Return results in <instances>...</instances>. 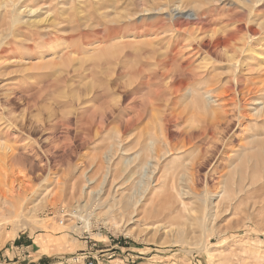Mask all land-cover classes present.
Listing matches in <instances>:
<instances>
[{
    "label": "rangeland",
    "instance_id": "obj_1",
    "mask_svg": "<svg viewBox=\"0 0 264 264\" xmlns=\"http://www.w3.org/2000/svg\"><path fill=\"white\" fill-rule=\"evenodd\" d=\"M166 1L173 8L181 4L186 10L198 5L189 4L191 0H0V144L17 150L18 155L26 159V166L18 172L26 173L33 167L38 174L39 167H45L47 159L51 160L48 181L29 183L30 190L22 197L25 199L21 205L23 209H28L24 210L27 221L23 220L20 228L12 221L0 223V264H83L74 260L85 256L100 261L104 259L103 264H264V163L256 172L263 182L251 187V191L241 195V198L223 202L216 220L215 215L209 217L208 224H212V230L205 237H202L204 230L194 223L193 218L188 223L192 230L189 228L184 237L175 231L177 225L185 221L187 212L182 215L173 209L159 215V211L166 206L167 198L148 199L136 219L128 224L123 206L116 203L112 196L108 198V193L99 195L104 190L112 191L115 186L112 182L105 187L100 176L106 172L105 158L117 141L118 119L109 116L103 123L101 133L90 137L84 125L78 122V117L91 119L112 107L116 110L119 91L101 98L94 95L95 91L104 93L107 80L116 75L117 64L112 63H117L116 59L112 62L108 60L117 57L127 42L138 44L151 39L134 37L130 33L122 39V32H115L109 38L107 32L110 28H118L122 20L120 16H124L125 12L134 17L138 15V23L165 20L163 16L145 17L142 21L140 18L148 14L143 11ZM241 1L211 0L205 6H194V10L203 13L208 8L203 22L211 30L225 33L237 30V26H251L257 35L252 46L246 52L239 53L236 61L241 62L239 78L242 88L254 89L264 85V5L249 15L250 4L258 0H247L243 3L244 7L239 5ZM30 11L32 14L28 13ZM163 24L169 30L170 24L167 21ZM165 36L172 38L173 43L162 46L161 52H168L171 57L174 54L172 45L178 43V48L185 45L184 55L175 64L189 72L201 69L200 73H206V82H219L214 95L219 93L233 72L226 57L208 54L204 49L190 50L194 41L187 34L168 32ZM100 63L104 64L103 68L98 67ZM72 68L80 71L74 73ZM232 97L226 98V101ZM28 105L29 109L25 110ZM246 111L251 113L249 109ZM69 115L73 119L68 124L66 117ZM243 127L260 130L264 138V120L248 121ZM241 131L235 129L231 133L235 141H227V147L217 142L218 147H223L219 152L220 160L216 162L220 172L210 187H215L218 181L229 180L232 168L239 163L229 157L234 155L233 146H236V150L240 149L238 140L243 139ZM36 142H40V145ZM209 143V140H205L201 145L208 147ZM248 152L254 158L251 165L254 166L257 159L264 162V155L259 153L260 148L256 145ZM36 154L42 158L35 160L37 157L32 155ZM193 155L190 153L184 160ZM115 163L114 172L118 177L115 183L120 181L118 185L129 186L130 182L125 181L130 174V169L126 170L128 165H124L120 159ZM205 172L206 169L201 171ZM82 173L88 176L95 173L99 178L87 190L93 191L92 194L69 198L66 193L69 192L70 181ZM122 173H126L125 177ZM203 189L204 186L198 187L200 193ZM104 198H107L106 204H102ZM188 202L198 210L200 201L197 198ZM62 209L67 210L69 216H64ZM84 218H88L89 223ZM61 220L64 221L63 225L60 224ZM146 223L149 224L148 229Z\"/></svg>",
    "mask_w": 264,
    "mask_h": 264
},
{
    "label": "bare ground",
    "instance_id": "obj_2",
    "mask_svg": "<svg viewBox=\"0 0 264 264\" xmlns=\"http://www.w3.org/2000/svg\"><path fill=\"white\" fill-rule=\"evenodd\" d=\"M210 1L211 0H191L189 4L195 3L198 5H193L190 10L184 9V6L181 4L173 8L169 5V2L166 1L150 9L146 8L147 10L143 12H147L148 14L144 16L141 12L143 17L140 18V21L145 17L163 16L166 18L165 20L159 19L155 23H138L137 20L139 19L136 18L138 16L137 14V16L134 17L133 14L125 12V15L123 14L124 16H120L122 20L120 19V24L119 26L117 25L118 28H110L107 32L108 35L105 32L109 38L114 36L113 34L115 32H117V34L122 32V39H124L128 33L132 34L134 37L144 36L151 38L146 41H141V43L138 44L126 41L127 43L123 45L118 56H113V58L108 60V62H112L116 59L115 61H117V63L112 62L114 65L117 64L116 75H112L110 78L108 77L109 79L107 80L104 93L95 91L94 95L101 98L110 92L119 91L116 110L114 111V107H112L109 110L102 111L101 114L91 119H84L80 115V117H78V122L84 125V130H86L90 137L91 135L97 136L101 133L103 123L109 116L118 119L116 131L118 135L116 136L117 139L115 138L117 141L113 139L116 142L113 144L111 151L108 155L105 153L107 155V157L105 155L104 164L106 165V172L100 176V178L102 177L103 179L102 184L104 186H108L112 184V182L115 186H112L113 189L112 191L110 190L111 192L109 190H104V192L99 190L101 191L99 195L103 196L105 193H108V196L106 195L108 198L112 196L116 203L122 205L125 209L124 213H126L125 215L128 218V224L138 216L140 208L144 206L148 199L167 198L165 200L166 206L159 211V215L162 216L167 210L173 211V209L182 215L187 212L188 215L185 214V221L183 220L182 223L177 225L178 228L175 227V231L184 237L185 232L192 230L191 225L188 223L189 220L193 218L194 223L204 230L202 237H205V234L212 230V224H208L209 217L215 215L216 220L220 213V205L223 202L234 198H241V195L247 194L251 187H255L256 184L264 181H261L262 179L260 180L259 177L256 176L258 167L264 162L257 159L255 165H251L250 163L253 162L252 159L254 158L249 152L247 153L248 150L256 145L260 148L259 153L264 155V138L261 137L263 133L258 129L243 127L248 121L260 122L264 120V85L254 89L242 88L239 78L241 62L238 60L236 61L239 53L246 52L249 47L252 46L254 37L257 34L253 33L251 26L248 24L239 28L237 26V30L225 33H222L221 30L208 29L207 25L203 22V15L204 13L206 14L208 8H205L204 12L200 13L194 10V6H205ZM246 1L247 0H245V2L241 1L242 4L240 3L239 5H243L244 7L243 3H246ZM263 5L264 0L252 2L249 6V15L257 11V9L261 8ZM28 13H31V11ZM246 20L248 21V19ZM164 21L170 24L169 30L164 27ZM168 32L180 35L182 33L187 34L194 41L192 46L189 47L190 50L199 51L204 49L208 54L211 53L217 57H226L227 63H229L233 72L230 80L223 85L219 93L214 95L218 88L216 86L219 82L215 83L212 80L206 82V73H200L201 69L197 72H189L180 67L179 64L178 66L175 64L179 57L184 55L183 49H185V45L180 48H178V43L172 45L174 54L172 55L171 53V57L168 52H161L160 48L162 46L173 43L172 38L169 39L165 36ZM240 34L243 35L240 36ZM241 38L242 40H240ZM85 39L87 38L85 37ZM168 47L169 46L166 47L167 50H169ZM108 62L105 64L109 65ZM100 65H98V67L103 68L104 64L100 63ZM174 66H177V68L174 69ZM72 69H74V73L80 71V69ZM119 80L121 82L123 81V83L120 82L121 85L118 83ZM255 91L257 92L253 94ZM231 95H233V97L230 98L229 101H226V98ZM246 107H249L248 109L251 113H247L246 110L248 109ZM251 107L255 108L253 109ZM28 109L29 105L25 110ZM72 119L73 117L69 115L66 117V123L68 122L69 124ZM147 120V124L141 128ZM180 126L182 127L180 128ZM235 129H242L243 139H237L240 149L236 150V146H233L232 151L234 155L230 156L229 159H235V161H239V163L235 164L232 168L229 180L226 181L225 179V181H218L215 187L212 186V189L210 183L215 182L214 177L220 172L216 166V162L220 160L218 158L219 152L221 148H223L218 147L219 145L217 142H221V145H225L226 147L228 146L227 141L233 143L235 140L232 138L233 134L231 133H233ZM205 140L210 141L208 147L201 145ZM39 143L40 142H36L35 144L38 145ZM190 153L194 155L184 160V157L188 156ZM32 156L37 157L35 160H40L42 158L37 154ZM258 157H260V155ZM118 159L123 160V163H125L124 165H128L126 170L130 169V174H128V178L125 180L126 182H130V185L127 186L128 188L118 185L120 181L115 183L116 179H118L116 172H114L116 169L115 161ZM220 163L221 162H219V164ZM50 164L51 160L47 159L45 167H39L38 174L35 173L33 167L26 173H23V171L18 172L20 168L26 166V159L21 158L17 150L3 143L0 144V223L2 221H12L20 228L22 221H27V217L24 216V213L28 209H23L21 203L25 198L22 197L28 191L29 183L32 184V182L37 180L48 181ZM232 165L233 164H231V166ZM79 166L81 167L82 165L79 164ZM77 168L79 169V167ZM204 169H206V172L201 173ZM19 174L23 175L21 177H24L27 181L22 179ZM261 177L263 178V176ZM97 179L99 178H96L95 173L91 176L82 173L78 177H73L72 181H70V183H72L69 192L66 193V195L69 196V198H75L77 195L82 194H85V196L91 195L93 191L89 190L88 192L87 190L90 189L91 184L98 181ZM199 186H204L202 193L198 191ZM48 197H50V195L47 196V198ZM193 198H197V200L200 201L198 210L194 209L192 206L193 203L188 202ZM106 200L107 198L102 199V204H106ZM120 205L119 207H121ZM63 211L64 213L67 212V210ZM172 214L173 213H171V216ZM119 216L120 215H118V217ZM175 217L177 218V216ZM83 220L89 223L88 218H84ZM155 220L156 219H154V222ZM136 221L134 220L133 222ZM176 224L177 223H175V225ZM148 225L149 224H147V229L149 228ZM161 228H163V226H161Z\"/></svg>",
    "mask_w": 264,
    "mask_h": 264
},
{
    "label": "built area",
    "instance_id": "obj_3",
    "mask_svg": "<svg viewBox=\"0 0 264 264\" xmlns=\"http://www.w3.org/2000/svg\"><path fill=\"white\" fill-rule=\"evenodd\" d=\"M64 216H69V213H64ZM63 216V218H64ZM60 224L63 225L64 224V221L61 220L60 221ZM113 257V256H112ZM112 257H110V259H112ZM83 263V264H103L104 262V259L102 261H100L99 259L97 258H94V257H89V256H85V257H78V258H75L74 262L77 263V262H80Z\"/></svg>",
    "mask_w": 264,
    "mask_h": 264
}]
</instances>
